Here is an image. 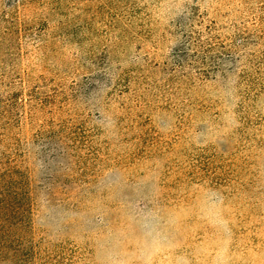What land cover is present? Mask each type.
<instances>
[{
  "label": "rangeland",
  "instance_id": "obj_1",
  "mask_svg": "<svg viewBox=\"0 0 264 264\" xmlns=\"http://www.w3.org/2000/svg\"><path fill=\"white\" fill-rule=\"evenodd\" d=\"M0 264H264V0H0Z\"/></svg>",
  "mask_w": 264,
  "mask_h": 264
},
{
  "label": "trees",
  "instance_id": "obj_2",
  "mask_svg": "<svg viewBox=\"0 0 264 264\" xmlns=\"http://www.w3.org/2000/svg\"><path fill=\"white\" fill-rule=\"evenodd\" d=\"M221 64L225 65V64H227V63H225V62H222ZM226 78H227V76H226V75L222 76V79L226 80Z\"/></svg>",
  "mask_w": 264,
  "mask_h": 264
}]
</instances>
